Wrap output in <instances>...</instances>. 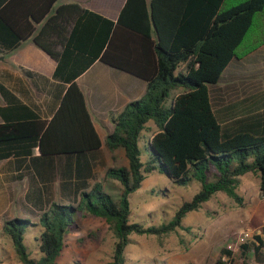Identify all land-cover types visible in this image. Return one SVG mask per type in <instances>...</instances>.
<instances>
[{
  "label": "trees",
  "instance_id": "obj_1",
  "mask_svg": "<svg viewBox=\"0 0 264 264\" xmlns=\"http://www.w3.org/2000/svg\"><path fill=\"white\" fill-rule=\"evenodd\" d=\"M4 1L0 24L13 35H0V51L32 37L56 61L53 76L68 85L48 121L0 124V142L29 138L42 154L96 150L101 142L76 78L99 59L146 81L141 98L110 114L113 130L106 146L110 151L123 148L128 160L127 166H110L105 173L120 182L119 198L96 184L81 191L75 204L52 202L37 221L4 219L2 233L22 264H54L66 237L79 230L78 214L105 219L115 237L113 264H124L131 234L160 237L188 229L182 224L186 214L218 192L241 205L237 188L243 174L258 176L264 191V96L223 110L214 109L210 96V87L221 81L232 60L264 45V0H125L115 20L68 3L58 6L35 35L30 24L27 32L11 27L4 15L9 2ZM55 1L39 11L30 5L31 19L40 22ZM150 122L156 129L143 139ZM155 170L174 185L195 181L200 188L171 218L145 226L130 220L129 195ZM262 215V206L253 209L252 218ZM28 232L35 233L31 247L25 243ZM255 238L254 260L261 264L263 241ZM223 257L227 264H250L228 248L212 264H223Z\"/></svg>",
  "mask_w": 264,
  "mask_h": 264
},
{
  "label": "crops",
  "instance_id": "obj_2",
  "mask_svg": "<svg viewBox=\"0 0 264 264\" xmlns=\"http://www.w3.org/2000/svg\"><path fill=\"white\" fill-rule=\"evenodd\" d=\"M124 2L56 0L50 5L46 17L34 22L29 14L30 5L39 11L48 5L49 0H8L4 1L7 6L4 15L11 27L19 28L21 32H27L30 24L34 29L31 35H35L60 5L78 3L115 20ZM0 35L13 33L0 24ZM2 48L0 124L48 121L57 110L68 85L53 76L56 61L39 48L32 37L20 40L10 50H6L5 45ZM256 71L264 78V45L226 66L224 73L229 76L234 97L231 103L264 96V82L261 91L249 93L245 89L248 81L256 79L253 77ZM76 83L84 95L86 108L101 142L100 148L77 153L42 154L29 138L0 142V217L37 215L52 202L75 204L81 191H88L102 181L112 182L105 173L108 167L116 165L118 148L110 151L105 143L107 134L113 130L110 114L120 112L129 102L141 98L146 90V81L96 59L76 78ZM216 85L210 87V96L211 88Z\"/></svg>",
  "mask_w": 264,
  "mask_h": 264
},
{
  "label": "rangeland",
  "instance_id": "obj_3",
  "mask_svg": "<svg viewBox=\"0 0 264 264\" xmlns=\"http://www.w3.org/2000/svg\"><path fill=\"white\" fill-rule=\"evenodd\" d=\"M228 77L225 72L221 81L211 88V101L215 110H223L234 99ZM253 77L256 79L247 82L246 92L262 90V74L256 71ZM149 124L151 129L143 132V139L150 137L156 129L152 122ZM141 158L145 160L143 152ZM115 164H128L121 147L117 149ZM111 181L115 183L102 181L101 186L117 200L121 184L118 180ZM199 188L195 181L186 186L174 185L156 170L151 171L146 174L141 186L129 195L130 220L142 222L145 226L159 224L163 219L171 218L181 203L190 200ZM237 191L242 196L241 205L223 192H218L202 203L200 208L186 214L182 224L188 229L178 228L160 237L131 234L130 243L124 250V264H212L219 257L221 249L229 245L231 248L228 249L235 258L244 257L250 264H257L251 245L256 243L254 239L244 242L248 245L247 249H243L242 244L236 246L234 243L236 233L242 229L248 228L254 235L264 229V215L252 218L254 208L262 206L264 209V191L259 188V177L250 172L243 174ZM39 214L17 217L37 221ZM6 218L11 217H0V264H22L10 240L2 233ZM77 222L79 230L66 237L63 250L54 264H113L115 237L105 219L78 214ZM34 236V232L26 234L25 243L28 247L34 243Z\"/></svg>",
  "mask_w": 264,
  "mask_h": 264
},
{
  "label": "built area",
  "instance_id": "obj_4",
  "mask_svg": "<svg viewBox=\"0 0 264 264\" xmlns=\"http://www.w3.org/2000/svg\"><path fill=\"white\" fill-rule=\"evenodd\" d=\"M256 235L259 236V238L263 241V245H262V252L264 253V229L263 230H258V233L257 234H253V231L250 230V229H242L240 231H238L235 235V245L239 246L241 244H243L244 242L248 241V240H251V239H254L255 241H258L255 237ZM227 248H231V246L229 245ZM226 257H223V261L224 263L223 264H227L226 263ZM261 264H264L261 263Z\"/></svg>",
  "mask_w": 264,
  "mask_h": 264
}]
</instances>
